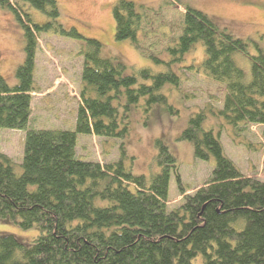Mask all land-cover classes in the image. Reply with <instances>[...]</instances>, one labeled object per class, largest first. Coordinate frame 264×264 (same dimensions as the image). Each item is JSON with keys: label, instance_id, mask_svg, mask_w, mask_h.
I'll list each match as a JSON object with an SVG mask.
<instances>
[{"label": "trees", "instance_id": "16d2710c", "mask_svg": "<svg viewBox=\"0 0 264 264\" xmlns=\"http://www.w3.org/2000/svg\"><path fill=\"white\" fill-rule=\"evenodd\" d=\"M47 21L36 24L8 0L25 37V59L16 69L17 84L0 76V128L24 130L22 172L0 151V222L36 230L29 240L0 233V264H264V178L246 177L225 154L220 131L261 125L264 138V42L243 39L219 27L217 20L183 3L180 34L160 54L148 53L163 70L147 66L128 72L126 65L101 54L102 44L59 22L57 0H19ZM143 4L116 0L111 13L116 40L140 44ZM54 33L79 40L82 57L79 103L74 128L28 127L35 87L37 35ZM202 44L200 61L186 57ZM147 53V51H145ZM249 59L245 69L234 54ZM184 71L203 73L223 85L221 107L191 113L180 139L192 145L196 159H214L201 187L184 194L178 162L161 139L155 140L158 172L146 179L125 165L123 142L132 108L148 113L168 104L162 88L179 89ZM187 95V94H184ZM152 110V109H151ZM220 122L208 126V114ZM121 140L119 158L109 163L76 154L77 135ZM175 178L181 204L168 209V186Z\"/></svg>", "mask_w": 264, "mask_h": 264}, {"label": "rangeland", "instance_id": "374dc122", "mask_svg": "<svg viewBox=\"0 0 264 264\" xmlns=\"http://www.w3.org/2000/svg\"><path fill=\"white\" fill-rule=\"evenodd\" d=\"M27 12L33 22L42 25L47 18L39 10L20 2L8 0ZM116 0H57L59 22L65 29L74 27L82 36L95 38L102 44L101 54L123 62L127 71L142 67L163 70L152 62L148 53L160 54L181 32L184 8L178 4L166 5L165 0H131L143 4L144 19L141 24L140 46L130 40H116L115 23L111 13ZM183 3L206 13L217 20L219 27L231 34L252 41L264 42V0H183ZM38 49L35 56V89L31 92V120L28 127L42 129H72L79 103L82 57L78 55L82 42L64 35L41 33L37 35ZM24 30L15 13L0 4V76L9 86L17 84L16 69L25 59ZM147 51V53L145 52ZM203 47L198 43L188 53L186 63L201 60ZM237 65L245 69L249 59L234 54ZM162 92L168 104L177 110L168 113L167 107L155 106L146 114L139 107L132 108L130 131L125 148L133 157L125 162L132 173L143 174L146 179L158 172L155 156V140L161 139L176 157L184 194L201 187L214 168V159H196L190 142L179 138L191 113L198 109L219 108L224 94L223 85L212 81L203 73L184 71L179 89L166 85ZM187 94V95H184ZM208 126L219 129L220 122L208 112ZM261 125L249 124L241 131L222 126L220 140L225 154L246 177L264 178V138ZM25 131L0 128V151L14 162L17 174L22 172L23 140ZM121 140L104 139L93 135L78 134L76 154L78 158L109 163L119 158ZM183 199L173 175L168 186V209L178 207ZM11 233L26 240L36 235V230H21L17 225L0 222V233Z\"/></svg>", "mask_w": 264, "mask_h": 264}, {"label": "crops", "instance_id": "0c3cea01", "mask_svg": "<svg viewBox=\"0 0 264 264\" xmlns=\"http://www.w3.org/2000/svg\"><path fill=\"white\" fill-rule=\"evenodd\" d=\"M79 80H80V78H79ZM36 89H37V86H36ZM78 101H79V99H78ZM75 114H76V112H75ZM30 117H31V115H30ZM73 120L75 122V116H74Z\"/></svg>", "mask_w": 264, "mask_h": 264}]
</instances>
